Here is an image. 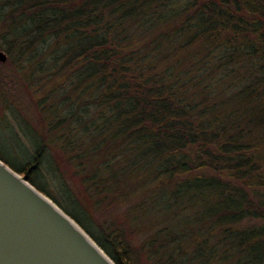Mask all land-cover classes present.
Returning a JSON list of instances; mask_svg holds the SVG:
<instances>
[{
    "label": "trees",
    "instance_id": "trees-1",
    "mask_svg": "<svg viewBox=\"0 0 264 264\" xmlns=\"http://www.w3.org/2000/svg\"><path fill=\"white\" fill-rule=\"evenodd\" d=\"M0 50L58 97L0 160L114 264H264V0H0Z\"/></svg>",
    "mask_w": 264,
    "mask_h": 264
},
{
    "label": "water",
    "instance_id": "water-1",
    "mask_svg": "<svg viewBox=\"0 0 264 264\" xmlns=\"http://www.w3.org/2000/svg\"><path fill=\"white\" fill-rule=\"evenodd\" d=\"M7 55L0 51V63ZM0 264H114L49 198L0 160Z\"/></svg>",
    "mask_w": 264,
    "mask_h": 264
},
{
    "label": "rangeland",
    "instance_id": "rangeland-1",
    "mask_svg": "<svg viewBox=\"0 0 264 264\" xmlns=\"http://www.w3.org/2000/svg\"><path fill=\"white\" fill-rule=\"evenodd\" d=\"M1 51V50H0ZM4 64V63H3ZM3 70V75L10 78V82H4L5 93L10 99L14 100V110L9 111V107H5L0 103V152L4 157L15 165H19L18 157L21 153H25V147L30 148L34 134L39 133L41 127L45 133L47 124V114L44 110V105L35 103L40 98L42 93L47 94L45 104H56L57 93L51 91V86L48 83L40 81L33 77L30 81H34L31 86H28L26 78L30 73L17 75L16 69L9 66L7 61Z\"/></svg>",
    "mask_w": 264,
    "mask_h": 264
}]
</instances>
